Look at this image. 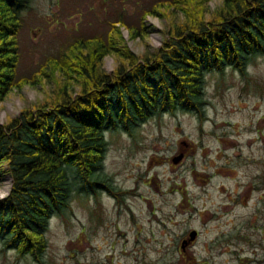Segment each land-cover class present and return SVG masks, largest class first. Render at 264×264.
Masks as SVG:
<instances>
[{
	"label": "trees",
	"instance_id": "16d2710c",
	"mask_svg": "<svg viewBox=\"0 0 264 264\" xmlns=\"http://www.w3.org/2000/svg\"><path fill=\"white\" fill-rule=\"evenodd\" d=\"M30 1L0 0V102L25 84L42 83L47 67L55 89L0 124V179L11 177L9 198L0 201V239L39 259L48 218L68 208L73 192L113 185L103 168L107 131L134 136L150 118L178 111L202 119L208 73L230 68L247 75L245 65L264 55V0H218L212 10L209 0L158 2L173 15L159 48L135 54L118 19L106 37L75 39L29 78L16 68ZM123 26L132 39L146 34L143 24ZM106 55L116 59L110 73L102 67Z\"/></svg>",
	"mask_w": 264,
	"mask_h": 264
},
{
	"label": "rangeland",
	"instance_id": "374dc122",
	"mask_svg": "<svg viewBox=\"0 0 264 264\" xmlns=\"http://www.w3.org/2000/svg\"><path fill=\"white\" fill-rule=\"evenodd\" d=\"M158 2L171 0H31L29 7L22 12L18 33L17 76L30 78L33 73L40 72L46 62L59 58L75 39L106 37L111 24L118 25V19L123 25L140 29L143 24L146 29L143 38L138 36L132 39L128 29L118 25L124 43L135 54L141 55L148 48H159L166 37L173 15L167 11L163 12V9L157 6ZM218 3V0H209L207 5L212 10ZM154 8L157 9L156 13L142 16L145 11ZM177 15L180 17L181 14L177 12ZM248 65L251 72L244 77L230 68L225 69L223 73L211 72L206 75L207 105L202 119L195 113L178 111L150 118L140 125L134 136L119 131L105 133L108 148L103 168L112 178L113 184L127 193V208L138 207V199L142 198V186L145 184L151 188L155 182L157 187L154 191L158 196L164 197L165 193L161 189L167 184H173L174 188L173 182L176 179H180L181 184H184L185 173H191L195 180L197 152L202 158L201 165L207 166L208 157L214 150L219 151L217 144L221 147L227 146L223 138L230 134L229 129L233 127L227 122L240 112L242 107H246L245 101L253 102L252 94L264 95V82L255 81L264 80V55L255 57ZM102 67L105 71L112 72L116 67L114 56L106 55ZM46 69L47 71L41 74L42 83L25 84L20 90L10 92L0 102V124L17 116L22 109L32 108L35 102L42 100L55 89L50 68ZM55 75L60 77L57 71ZM260 127L264 128V124ZM219 158L218 156L217 159ZM164 169L171 176L159 179L163 176L161 170ZM149 173L152 179L146 180ZM10 187L11 177L3 173L0 189L9 192ZM173 188H168V195H173ZM111 195V192L107 194L109 198ZM120 198L118 195L117 204L120 203ZM100 200L99 193L82 194L74 191L68 201V208L63 213L55 214L54 223L49 220L43 233L46 246L40 262L34 260L33 256L20 255L16 247H7L2 238L0 264H50L49 259H44L45 250L49 253L59 252L58 241L61 235L74 236L85 225L90 228L102 227L105 219L110 221L113 214L117 218L122 214L117 205H109L105 200L104 217L98 206ZM145 202L148 203L150 213L152 203ZM183 210L176 206L177 212L182 213ZM192 211L194 212L195 208ZM152 219L156 217L153 216ZM104 231L107 232V228ZM65 247L71 249L70 245ZM73 248L83 252L82 246Z\"/></svg>",
	"mask_w": 264,
	"mask_h": 264
},
{
	"label": "clouds",
	"instance_id": "9594fccd",
	"mask_svg": "<svg viewBox=\"0 0 264 264\" xmlns=\"http://www.w3.org/2000/svg\"><path fill=\"white\" fill-rule=\"evenodd\" d=\"M245 72H251L249 65ZM252 96L253 102L245 101L246 107L227 122L233 126L223 138L227 146L217 144L219 151L208 157L207 166L197 152L195 180L185 173L184 184L176 179L174 188L161 189L164 197L154 191L155 182L151 188L145 184L133 208L126 207L128 195L115 184L89 190L100 194L104 217L105 200L122 214L105 219L102 227L85 225L74 236L61 235L59 252L46 249L44 259L50 264H264V95ZM161 171L159 179L171 176ZM151 179L149 173L146 180ZM6 198L9 192L0 189V201ZM145 201L152 203L150 213ZM48 219L54 223L55 213ZM73 246H82L83 252Z\"/></svg>",
	"mask_w": 264,
	"mask_h": 264
},
{
	"label": "flooded vegetation",
	"instance_id": "af4514ba",
	"mask_svg": "<svg viewBox=\"0 0 264 264\" xmlns=\"http://www.w3.org/2000/svg\"><path fill=\"white\" fill-rule=\"evenodd\" d=\"M7 247H14V246H12V245L8 246L7 245ZM18 253L20 255H22L19 250H18ZM22 256H25V257L28 256V257H30L31 255H29L28 253H26V254H23ZM33 259L36 260L37 262H40L42 258L40 257L39 259H36V258H33Z\"/></svg>",
	"mask_w": 264,
	"mask_h": 264
},
{
	"label": "bare ground",
	"instance_id": "6f19581e",
	"mask_svg": "<svg viewBox=\"0 0 264 264\" xmlns=\"http://www.w3.org/2000/svg\"><path fill=\"white\" fill-rule=\"evenodd\" d=\"M3 100H4V99H3ZM3 100H2V101H3ZM2 101H1V102H2ZM20 113H21V111H20ZM20 113H19V114H20ZM19 114H18V115H19ZM18 115H17V116H18ZM15 117H16V116H15ZM13 118H14V117H13ZM9 191H10V190H9Z\"/></svg>",
	"mask_w": 264,
	"mask_h": 264
}]
</instances>
